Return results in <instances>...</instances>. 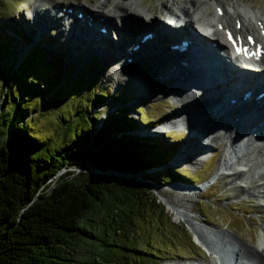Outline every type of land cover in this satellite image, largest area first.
<instances>
[{
	"label": "trees",
	"instance_id": "1",
	"mask_svg": "<svg viewBox=\"0 0 264 264\" xmlns=\"http://www.w3.org/2000/svg\"><path fill=\"white\" fill-rule=\"evenodd\" d=\"M31 49L35 51L24 60L32 66L23 61L7 69L5 80L12 88L6 85L1 93L0 264H149L161 260L164 253L149 251L146 238L134 231L145 219L149 232L168 234L165 208L158 207L145 186L106 173H139L167 164L171 155L158 151L162 145L158 139L135 133V124L146 129L155 124L149 117L121 121L115 111L95 134L81 116L74 119L84 124L79 131L68 119L62 137L70 134V144L64 146L55 138L36 137L29 123L37 112L30 106L31 94L47 70L40 46L28 52ZM54 78L45 82L47 96L60 93ZM73 164L97 172H75L69 169ZM180 175L188 178L185 172ZM149 213L152 219L147 218Z\"/></svg>",
	"mask_w": 264,
	"mask_h": 264
},
{
	"label": "rangeland",
	"instance_id": "2",
	"mask_svg": "<svg viewBox=\"0 0 264 264\" xmlns=\"http://www.w3.org/2000/svg\"><path fill=\"white\" fill-rule=\"evenodd\" d=\"M171 1L0 0V101L1 93L7 88H12L7 85L5 80L7 69L16 68L19 62L28 63V60H24V58L35 51L31 49L32 51L28 52V49L39 45L42 50L41 60L45 62L42 65L47 72L35 85L36 92L31 94L30 106L34 107L37 112L33 114L29 123L32 131L36 133V137L40 139L55 138V142H62V146H64L70 144V134L62 137V131L68 119H72V124L75 123L76 129L79 131L84 124L76 123L74 119L81 116L92 133L95 134L101 129L104 121H109V117L115 111L119 112V114H114L115 118H123L124 120L121 121L127 122L126 118L138 120L139 117H149L152 123L158 124L152 129L135 124V133L137 136L141 135L148 139H158L162 143L158 151L168 152V155H171L167 164L131 174L106 171L107 174L127 177L145 186L154 195L158 207L165 208V217L169 218V224L165 228V232L168 234L160 236L152 231L149 232L145 219L135 226L134 235L138 234V236L142 235L146 238L145 243L148 244L149 251L156 250L164 253L161 260L149 264H217L219 260L221 264H229L228 261L233 262L234 259L231 248H236L235 250L239 251V258L241 261L243 260L242 262L254 263L256 260L250 259L251 257H248L239 243H234L233 239H238L240 243L244 242L250 248L257 246L259 240H264L259 228L260 225H264V219L262 220L255 211L257 205L255 198L239 193L235 197L227 199L234 186L233 177L229 175L230 172L213 179V173L219 166V157L224 147V141H221L222 137L215 139L212 142L213 147H207L205 153L196 154V158L200 155L198 161H194L195 157H192L193 161H189L188 159L191 157L186 159L178 157L184 133H180L175 124H170L174 128L173 130H167L165 134L162 131L175 117L182 116L180 112L184 109H181L183 107L180 104L182 100H177L175 94L173 97L172 93L164 91L165 89L169 90V86L175 87L177 79L174 77L175 80L171 79L167 82L168 84H164L165 89L160 91L158 96H151L150 89L133 72L120 67L118 69L123 71V75H118V66L112 63V58L115 59L114 56L104 60L91 58L89 63L83 60L69 61L56 47L46 46L43 43V40L47 39L45 35L39 39V41L42 39L40 44H35L37 39L33 36L34 31L27 32L19 26L20 20L23 22L20 17L27 19L30 14L29 10L33 9L34 4L42 3L43 6H50L51 3H57L63 10L71 4L70 7L75 8L77 13L81 12L79 7L92 10L98 8L97 11L100 13H107L110 10L114 12L121 2L130 4V7L142 16H136L131 20L148 25L157 17L168 18L165 6L168 8ZM175 1L182 4L184 0ZM234 1L221 0V5L227 7ZM236 1L241 7L252 5L256 10L264 9V0ZM99 5L100 8L97 7ZM188 6L187 3L185 7L188 8ZM214 7L212 2H208L200 6L199 9L211 14L214 13ZM100 27L102 25H98L97 30ZM147 33L149 32L144 34ZM44 34L50 36L48 38L52 42L51 44L60 43V35H56L54 30L49 28ZM144 34L141 36L143 37ZM7 35L12 38L10 41L3 37ZM141 36L138 40L142 38ZM118 45L121 49L129 47L124 44ZM37 51L39 52V50ZM29 65L32 66V64ZM64 73L66 74L65 78ZM32 74L34 76L35 73ZM53 76L56 77L54 78V83L57 86L55 90H60V93L47 96L45 82ZM189 82L188 79L186 81L188 87L191 86ZM188 90L192 91V89ZM190 93L195 94V92ZM193 95L190 98H193ZM45 98L49 99L45 101ZM43 102L44 104L40 106ZM86 102L89 104L84 106ZM134 108L138 110H134ZM221 132L225 134L227 131L223 128ZM49 142L53 144L52 140ZM87 145L90 147L91 142ZM158 155L162 156V153L160 152ZM69 169L75 172L86 170L97 172L86 165L73 164ZM181 172H185L188 178L182 179ZM167 174H170V179H165ZM239 183L244 184L241 179ZM181 186L193 189L189 190L187 200L184 201L187 205L185 209L171 204L170 201L174 198L168 194V190H172L176 196L182 197L181 191L178 189ZM199 212L205 217H201ZM159 213L160 209L158 208L156 214ZM262 214L264 215V209ZM146 216L148 219L154 217L153 213ZM198 235H203L204 241Z\"/></svg>",
	"mask_w": 264,
	"mask_h": 264
},
{
	"label": "bare ground",
	"instance_id": "3",
	"mask_svg": "<svg viewBox=\"0 0 264 264\" xmlns=\"http://www.w3.org/2000/svg\"><path fill=\"white\" fill-rule=\"evenodd\" d=\"M208 2L214 4V13L210 14L199 9ZM187 3L188 8L185 7ZM221 4V0H184L182 4L172 0L168 8L165 6L167 19L157 17L151 24L146 25L140 21L131 20L136 16H142L126 2L119 4L115 10L117 12L110 10L107 13H100L97 11L98 8L92 10L79 7L82 17L66 14L57 3H51L50 6L39 3L34 4L33 9L29 10L27 19L20 17L24 23L20 20L19 26L27 32L34 31L33 36L37 42H41L42 39L40 41L39 39L45 35L47 39L45 38L43 43L46 46L56 47L69 61L83 60L89 63L91 58L104 60L114 56L112 63L118 66V75H123V71L118 69L120 67L133 72L144 81L146 87L150 89V95L154 97L165 89L164 84H168L167 82L171 79L175 80L176 76L178 80L175 87L169 86L170 89L164 91L175 94L177 100H182L181 109H184L180 111L182 116L175 117L176 120L173 119L168 124H184L186 128L194 130L192 134L199 136L188 137L184 132H180L184 133V139L181 142L182 148L178 157L183 159L191 157L189 161L195 157L194 161H198L200 155L197 158L195 155L205 153L207 147H213L212 142L221 136L224 147L219 157V166L213 173V179L230 172L234 186L227 199L239 193L255 198L257 200L255 211L263 220L264 111H254L246 105L254 101H262L264 97L255 100L253 96L250 103L238 102L234 105L226 104L227 101L225 102L223 98H228L225 95L227 93L233 92L239 95L242 90L255 88V86L249 87L248 80L255 77L261 80L264 77V54L257 58L253 53L248 60H244L241 51L238 53L232 51L231 44L226 38V33L229 31L241 41L240 45L249 46L253 51L256 49V43L264 48V9L256 10L252 5L245 4V7H241L236 0L227 7ZM86 15L93 19L89 22L95 28L105 24L107 33H99L97 28L95 30L88 28ZM99 18H103V23ZM67 20L79 23L80 27L75 30L77 32L65 27ZM172 27L178 28L177 32H181L179 37L188 38L191 41L189 53L186 54L187 66L180 67V64L173 60L175 58L173 55L177 54L175 52L168 54L162 48L164 41L168 38L165 36ZM49 28L54 30L56 35H60L61 45L59 42L56 45L51 44L50 36L44 34ZM80 30L84 34L91 32L90 37H85L79 32ZM145 32L152 33L153 42L157 43L152 45V41L142 43L140 40ZM142 34H144L143 37ZM246 35H253V45L244 41ZM140 36L142 38L138 40ZM118 44L129 47L121 49ZM136 44L139 45V49L133 50ZM162 51L165 52L164 55L160 54ZM128 58L132 61L126 64ZM170 63L176 64V68ZM189 73L199 75L195 78L192 91L188 90L191 88L186 86V79L183 77ZM156 75L164 79L158 82L155 80ZM259 88H264V79ZM192 95L193 98H190ZM201 97H204L203 104L209 105L208 109L202 108L204 105L202 107L196 105V101ZM237 116L240 121L235 125L234 118ZM230 118L232 121L229 120ZM223 128L227 131L225 134L221 132ZM240 179L244 184L239 183ZM178 189L182 197L168 190V194L174 198L170 202L185 209L187 205L184 201L187 200L189 190L193 189L188 186H181ZM259 228L264 236V225H260ZM198 236L204 241L203 235ZM233 242L239 243L246 255L256 261L242 262L239 251L231 248L234 259L233 262L229 260V264H264V240H259L258 245L253 248L244 242L240 243L238 239H233Z\"/></svg>",
	"mask_w": 264,
	"mask_h": 264
}]
</instances>
